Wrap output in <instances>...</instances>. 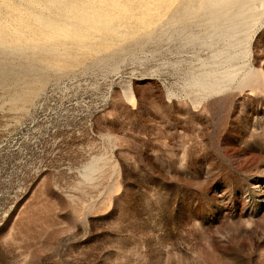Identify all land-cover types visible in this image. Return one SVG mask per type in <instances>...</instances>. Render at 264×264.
Masks as SVG:
<instances>
[{
  "label": "rangeland",
  "instance_id": "1",
  "mask_svg": "<svg viewBox=\"0 0 264 264\" xmlns=\"http://www.w3.org/2000/svg\"><path fill=\"white\" fill-rule=\"evenodd\" d=\"M0 264H264V0H0Z\"/></svg>",
  "mask_w": 264,
  "mask_h": 264
}]
</instances>
